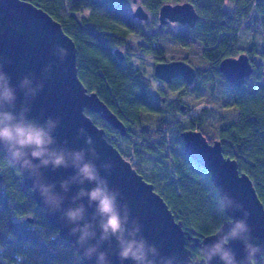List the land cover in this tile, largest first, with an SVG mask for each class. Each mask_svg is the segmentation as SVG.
Segmentation results:
<instances>
[{
  "label": "trees",
  "instance_id": "obj_1",
  "mask_svg": "<svg viewBox=\"0 0 264 264\" xmlns=\"http://www.w3.org/2000/svg\"><path fill=\"white\" fill-rule=\"evenodd\" d=\"M27 1L60 22L74 41L79 78L122 120L127 134L120 135L99 115L85 112L134 169L153 184L191 236L215 232L227 216L217 211L218 193L207 171L184 149L181 133L185 129L200 130L209 142L220 140L224 155L236 159L264 205V42L258 44L261 60L255 62L253 41L242 46L237 33L243 26L264 34V0ZM184 1L191 2L199 13L196 25L161 34L159 8ZM129 3L141 4L148 19L132 17ZM166 41L183 46L194 42L201 48L199 61L182 58L196 70L193 82L176 78L167 84L177 91V101L169 104L161 95L163 91L153 92L151 80L130 61L133 51L153 54L157 60H177L166 57ZM116 48L124 51L123 61L114 54ZM241 52L250 56L253 71L236 87L217 66L222 58ZM191 93L204 95L213 108L203 107L197 114L179 119L175 113L180 109L178 102ZM184 108L186 112L190 109L188 104ZM0 173V264H84L46 220L20 171L1 153ZM186 245L192 258L201 257L200 248L190 239ZM256 262L263 264L261 259Z\"/></svg>",
  "mask_w": 264,
  "mask_h": 264
},
{
  "label": "water",
  "instance_id": "obj_2",
  "mask_svg": "<svg viewBox=\"0 0 264 264\" xmlns=\"http://www.w3.org/2000/svg\"><path fill=\"white\" fill-rule=\"evenodd\" d=\"M137 0H133L136 3ZM132 17L147 20L148 12L141 4H137ZM158 27L168 22H177L194 27L199 13L189 1L165 3L158 10ZM66 50V55L61 53ZM117 59L125 58L122 49H114ZM225 80L240 87L253 71L249 55L241 52L236 56L222 58L217 66ZM0 71L10 77L15 87L24 76L30 75L43 82L31 104L29 115L41 123L45 119L59 118L53 136L57 146L70 150L86 148L85 136L78 133L84 128L92 137V147L99 159L94 163L99 167L102 163H110V170H100V175L107 180L108 187L117 191L118 205L127 207L129 219L135 220L140 226L141 235L149 244L155 245L161 256L176 257L175 264H203L202 257L192 258L187 239L192 245L201 248L213 243L218 238L215 231L201 237L191 236L181 223L177 221L164 198L154 189L152 183L146 181L132 164L126 160L119 150L104 136V129L85 112L98 114L109 126L126 135L127 129L122 120L100 99L95 91H90L78 76L76 64V47L72 38L63 30L59 21L47 11L27 0H0ZM156 79L170 84L176 78H182L191 84L196 76L194 66L184 60L158 61L153 67ZM17 105L22 94L17 92ZM181 110L184 106L180 107ZM187 155L197 165L207 171L218 196H227L242 207L240 210L228 209L227 219L220 225L226 231L230 222L242 219L247 212L246 222L250 228V242L264 249V205L259 198L251 178L238 168L236 159L225 156L220 140L209 142L198 129H185L181 133ZM6 158V154L0 151ZM90 158V157H88ZM8 159V158H7ZM21 173L23 183L31 189L37 206L42 208L46 220L58 230L60 238L69 242L78 253L84 264H94L83 258V250L75 243L76 237L69 235L72 225L61 218L59 212L48 211L37 191L33 190V180L28 173L15 166ZM43 179L56 185L55 191L61 192L60 181L73 174V170L42 168ZM2 175L0 173V180ZM85 188L92 185L87 182ZM78 186L71 185L63 202L62 208L70 206L67 197L75 194ZM87 203L86 199L82 201ZM92 209H88L90 215ZM32 222V217L26 218ZM115 240L111 242L114 250ZM229 246L236 253L237 260L244 256V245L239 240L231 241ZM104 248H108L105 244ZM264 253L258 254L256 260L262 259ZM112 264H120L115 255H111ZM123 264H132L124 261ZM210 264H220L214 258Z\"/></svg>",
  "mask_w": 264,
  "mask_h": 264
},
{
  "label": "clouds",
  "instance_id": "obj_3",
  "mask_svg": "<svg viewBox=\"0 0 264 264\" xmlns=\"http://www.w3.org/2000/svg\"><path fill=\"white\" fill-rule=\"evenodd\" d=\"M66 55V50H60ZM43 88V82L30 75L24 76L13 87L10 77L0 71V151L6 154L13 166L28 173L33 180V190L42 198L46 209L59 212L61 218L72 225L69 235L75 236V243L83 250V258L94 264H112L111 255H115L120 264L131 261L132 264H175L176 257L161 256L157 246L149 244L140 233V226L129 219L126 205L117 203V191L108 187L107 180L100 175V170H110V163L99 167L94 163L99 159L92 147V137L84 128L78 133L85 136L86 148L70 150L57 146L53 136L59 118L45 119L43 123L32 118L31 104ZM22 100L17 105V92ZM90 157V158H88ZM51 168L53 171L63 168L73 170V174L60 181L61 192L55 191L54 183H47L40 171ZM92 185L85 188V183ZM78 186L74 195L67 197L70 206L62 208L70 186ZM86 199V204L83 203ZM226 195L217 198V211L223 215L228 209H241ZM88 209H92L88 214ZM248 213L243 212L242 219L230 222L225 231L218 227V238L200 250L203 264H210L216 258L220 264H257L256 257L264 253L259 245L250 242V228L246 222ZM115 240L113 250L111 242ZM239 240L244 245V256L237 260L236 253L229 246L231 241ZM107 244L108 248L103 246Z\"/></svg>",
  "mask_w": 264,
  "mask_h": 264
},
{
  "label": "rangeland",
  "instance_id": "obj_4",
  "mask_svg": "<svg viewBox=\"0 0 264 264\" xmlns=\"http://www.w3.org/2000/svg\"><path fill=\"white\" fill-rule=\"evenodd\" d=\"M136 7V4L129 3L127 4V8L130 13L133 12L134 8ZM162 27L161 34L167 35L170 32H179L184 31L187 25H183L181 23H167L164 24ZM160 27V28H161ZM191 28V27H190ZM257 28V26H256ZM156 30V27H154ZM238 37L239 42L242 46L246 45L247 43L253 41V56L252 59L255 62H260V47L258 46L259 43L264 42V34L260 33L259 30H256L255 27L253 28H244L243 26L239 28L238 30ZM165 55L167 58L169 57H177L178 60H182V58L191 59V61L196 62L200 60V54H201V48L197 43L189 42L187 45L183 46L178 43L173 42H165ZM250 57V56H249ZM170 60V59H168ZM131 63H133L135 66L139 67L145 74L147 78L151 80L152 83V91L155 92L157 89L163 91V94H161L163 97H166V103H172L173 101H177V91H172L168 85L158 79H156L153 75V67L156 62L163 61V60H157L155 55L153 54H144L140 52H131ZM183 102L179 103L178 105L181 107L186 104L189 105L190 109L188 112L185 111V108L183 110H180L178 108L175 109L176 116L179 119H186L189 115H194L201 110L203 107L213 108L212 103L208 102L206 98L200 95H196V93L186 94L181 98V101ZM177 106L176 103H173ZM89 115V114H88ZM98 115V114H97ZM92 119L93 117L89 115ZM100 117V116H99ZM119 144L122 145L123 142L119 140ZM123 146V145H122ZM264 264V257L261 259Z\"/></svg>",
  "mask_w": 264,
  "mask_h": 264
},
{
  "label": "flooded vegetation",
  "instance_id": "obj_5",
  "mask_svg": "<svg viewBox=\"0 0 264 264\" xmlns=\"http://www.w3.org/2000/svg\"><path fill=\"white\" fill-rule=\"evenodd\" d=\"M168 23H174V22H168ZM167 24V23H166ZM33 221V220H32ZM30 222V221H29Z\"/></svg>",
  "mask_w": 264,
  "mask_h": 264
},
{
  "label": "built area",
  "instance_id": "obj_6",
  "mask_svg": "<svg viewBox=\"0 0 264 264\" xmlns=\"http://www.w3.org/2000/svg\"><path fill=\"white\" fill-rule=\"evenodd\" d=\"M194 114H196V112Z\"/></svg>",
  "mask_w": 264,
  "mask_h": 264
}]
</instances>
